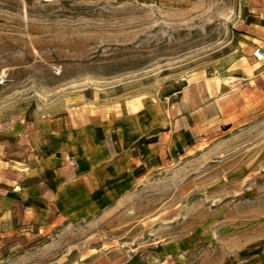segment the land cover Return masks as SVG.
<instances>
[{
  "label": "rangeland",
  "instance_id": "obj_1",
  "mask_svg": "<svg viewBox=\"0 0 264 264\" xmlns=\"http://www.w3.org/2000/svg\"><path fill=\"white\" fill-rule=\"evenodd\" d=\"M254 35L264 36V0H0V136L53 119L121 120L109 153L94 148L109 179L95 215L9 257L264 264V106L242 90L246 56L264 61ZM207 82L226 98L185 101Z\"/></svg>",
  "mask_w": 264,
  "mask_h": 264
},
{
  "label": "crops",
  "instance_id": "obj_2",
  "mask_svg": "<svg viewBox=\"0 0 264 264\" xmlns=\"http://www.w3.org/2000/svg\"><path fill=\"white\" fill-rule=\"evenodd\" d=\"M257 36H250L249 48L264 50V36ZM246 57L252 73L247 76L248 87L243 85L242 90L248 89L251 101L264 106V61L250 53ZM209 83L201 96L185 101H223L227 95H215ZM235 101L247 105L241 95ZM116 117L99 118L98 124L93 115L78 123L69 117V129L60 128V119L45 125L27 123L12 137L0 136V264L22 260L9 257L10 246L27 244L30 252L26 256H32L34 250L47 248L45 238L64 222L95 215L98 196H106L98 186L109 179L96 174L94 148L109 153L106 137L116 130L113 120L121 121ZM74 161L77 164L72 166Z\"/></svg>",
  "mask_w": 264,
  "mask_h": 264
},
{
  "label": "built area",
  "instance_id": "obj_3",
  "mask_svg": "<svg viewBox=\"0 0 264 264\" xmlns=\"http://www.w3.org/2000/svg\"><path fill=\"white\" fill-rule=\"evenodd\" d=\"M255 55L259 58L262 59V56L264 55V53L261 50H258L255 52Z\"/></svg>",
  "mask_w": 264,
  "mask_h": 264
},
{
  "label": "bare ground",
  "instance_id": "obj_4",
  "mask_svg": "<svg viewBox=\"0 0 264 264\" xmlns=\"http://www.w3.org/2000/svg\"><path fill=\"white\" fill-rule=\"evenodd\" d=\"M264 58V55L262 56V59Z\"/></svg>",
  "mask_w": 264,
  "mask_h": 264
}]
</instances>
